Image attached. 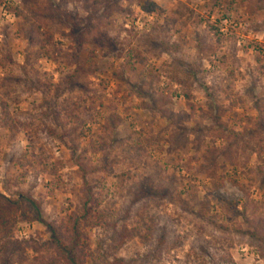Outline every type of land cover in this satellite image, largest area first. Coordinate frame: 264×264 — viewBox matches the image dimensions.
Masks as SVG:
<instances>
[{
  "label": "rangeland",
  "instance_id": "obj_1",
  "mask_svg": "<svg viewBox=\"0 0 264 264\" xmlns=\"http://www.w3.org/2000/svg\"><path fill=\"white\" fill-rule=\"evenodd\" d=\"M53 1L94 17L110 45L78 50L70 29L45 16L48 0H0V192L30 195L46 221L66 224L90 186L86 264H264L251 236L264 220V6L149 0V13L134 0ZM37 25L53 35L46 50ZM146 184L164 191L126 215ZM113 222L132 235L117 249ZM49 239L44 224L20 217L0 229V264L6 241L19 246L11 264H42L52 252L29 246Z\"/></svg>",
  "mask_w": 264,
  "mask_h": 264
},
{
  "label": "trees",
  "instance_id": "obj_2",
  "mask_svg": "<svg viewBox=\"0 0 264 264\" xmlns=\"http://www.w3.org/2000/svg\"><path fill=\"white\" fill-rule=\"evenodd\" d=\"M48 1L51 3V8L53 10H51L49 14H45V16L50 18L54 23L70 29L73 41L78 50L82 51L92 46L105 48L110 45L109 38L101 32L100 27L96 24L95 20H93L94 17L87 16L85 19L79 17L74 18L66 9H61L56 5L54 6L53 0ZM134 1L141 10L149 13L157 8L156 4L149 0ZM251 1L256 2L259 7L264 6V0ZM18 14L20 15L19 12ZM34 32L42 37L39 50H46L47 46L51 45L53 42V35L49 33L44 35L40 25L36 26ZM82 74L83 72L81 71V68L76 69L70 75L68 85H76L78 83V78ZM132 86L134 87L136 95L140 97H149V94L146 93V90H144L145 88H142V86ZM186 97L189 98V94H186ZM162 115L168 118L173 125L177 126L179 131H187L186 127L183 125V117H178L172 111L167 109L162 110ZM262 131H264V120L260 123L256 133ZM241 135V133L233 132V136L236 138ZM76 165L83 172V180L86 183L88 170L78 158L76 160ZM145 186L146 187L137 190L136 198L131 202L130 206L127 207L126 215L133 204L141 202L145 209L149 202L157 197L156 195H158V193L161 195L164 191L162 189L152 190V184H146ZM219 201L227 209L234 208L232 204L225 199L219 198ZM95 209H97L96 198L94 197L90 186L86 189L80 215L69 218V221L66 224L46 221L44 219L41 203L30 195L18 194V198H11L0 192V229L6 228L9 224L16 222L20 217L26 221L41 222L48 228L50 239L46 242L38 243L36 246L29 247L36 252H52L47 259L42 261V264H86L87 255L84 251L81 227L82 223H86L91 218ZM202 217L204 216L202 215ZM253 227L254 231L251 233V236L264 244V220H260L253 224ZM109 228L115 231V237L112 242L116 249L126 243L132 236L127 233L126 230H118L115 222H113V226H109ZM18 248L19 246L14 242L6 241L4 243L3 252L4 255L8 256H6L3 264H11L10 259L12 258L14 251H17ZM101 249L103 252V260L108 261V250H105L103 246ZM111 264H132V262H126L123 259H115Z\"/></svg>",
  "mask_w": 264,
  "mask_h": 264
}]
</instances>
